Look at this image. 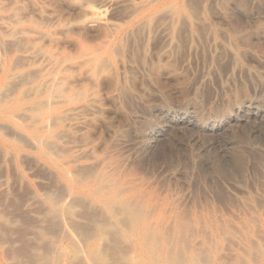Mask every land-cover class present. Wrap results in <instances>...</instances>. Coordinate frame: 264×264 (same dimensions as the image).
<instances>
[{
  "label": "rangeland",
  "instance_id": "374dc122",
  "mask_svg": "<svg viewBox=\"0 0 264 264\" xmlns=\"http://www.w3.org/2000/svg\"><path fill=\"white\" fill-rule=\"evenodd\" d=\"M15 1L0 264H264V0Z\"/></svg>",
  "mask_w": 264,
  "mask_h": 264
},
{
  "label": "bare ground",
  "instance_id": "6f19581e",
  "mask_svg": "<svg viewBox=\"0 0 264 264\" xmlns=\"http://www.w3.org/2000/svg\"><path fill=\"white\" fill-rule=\"evenodd\" d=\"M1 1H4V0H0V5H1ZM10 2V5H11V10H10V12L7 14V15H5V16H0V30H3V31H5V32H7V33H10L9 35H10V37L14 40V42H17L18 41V39H19V36L20 35H22L23 33H24V30L25 29H23V28H21V27H18L19 25H21L22 23H21V13H22V10H23V7L21 6V4H20V2L19 1H15V0H9ZM5 2H6V0H5ZM4 2V3H5ZM110 2V1H109ZM3 3V4H4ZM8 3V2H7ZM6 4V3H5ZM114 5V4H113ZM6 7V6H5ZM4 7V8H5ZM7 8H8V6H7ZM3 9V8H2ZM4 10V9H3ZM6 10V9H5ZM23 14V13H22ZM23 17V16H22ZM24 18V17H23ZM46 18V17H45ZM109 27V26H108ZM25 32H27V31H25ZM43 33V32H42ZM26 33H24V35H25ZM45 35H48V34H45ZM44 37V36H43ZM21 40V39H20ZM24 49V48H23ZM22 49V50H23ZM39 49L40 48H38V50H33L32 49V51H30V52H26L27 50H23V51H21V50H19V54H24V57L27 59V61H28V63L29 64H32V63H34V64H36V63H38V61L39 60H41L42 61V59H45V60H47L48 58L46 57V56H44L43 54H41L40 52H39ZM41 52H42V50H41ZM44 53V52H43ZM21 54V55H22ZM22 57V56H21ZM20 57V58H21ZM51 57H52V55H51ZM24 59V58H23ZM53 59V58H52ZM22 60V59H21ZM54 60V59H53ZM19 61V56H16V60H15V62H14V64L12 65L13 67H12V69L11 70H13V71H16V69H18V65H15V63L17 64V62ZM52 61V60H51ZM26 64H27V62H26ZM42 64V63H41ZM45 64V63H44ZM23 65V64H22ZM43 65V64H42ZM18 66V67H17ZM24 66V65H23ZM48 68V67H47ZM46 68V69H47ZM41 69H42V71H43V69H45V67H41ZM40 69V70H41ZM6 72H7V70H6ZM10 72H12V71H10ZM18 76V75H17ZM15 77V73H10V74H8L7 76H5L4 78H5V80L8 78H14ZM16 78V77H15ZM44 82H45V84H46V87L48 86V84H49V86H51L52 85V83H53V81H54V79H52V78H49V77H45L44 79ZM7 82L5 81V83H4V85L6 84ZM45 84L44 85H40V86H42L43 87V89H41L39 86H37L36 88H32V87H30V88H28V89H26V91L25 92H22V94H21V96H19L17 99L16 98H10V99H5V100H9L8 102H13V104H12V106L11 107H9L8 108V111H6L5 113H8V115L10 116V115H13V114H17L18 116L17 117H19V116H25L26 115V113H27V110H29V109H33V111L35 110V111H39L40 112V108H39V106L41 105H39L38 103H36V102H31L29 105V107H23V101L25 100V98H27L26 97V93H29V92H31V91H34V92H36V94H34L35 96H37L38 97V92H40V94H41V91L42 92H44V89H47V88H44L45 87ZM54 84V83H53ZM56 85V84H55ZM6 87V86H5ZM36 89V90H35ZM41 90V91H39V90ZM53 89V88H52ZM53 91H55V90H52V93H53ZM51 93V92H50ZM55 93H56V91H55ZM31 94V93H30ZM55 95V94H54ZM61 97H63L62 96V94L61 95H56V96H53V98H54V100H56V99H60ZM65 97V96H64ZM63 97V98H64ZM48 100H50V99H48ZM60 101V100H59ZM62 101V100H61ZM88 102V101H87ZM43 103V102H42ZM45 104H47V102H44ZM43 103V104H44ZM42 104V105H43ZM49 104V103H48ZM47 104V105H48ZM52 104V103H51ZM50 105V104H49ZM44 107V106H43ZM46 107V106H45ZM75 109L74 108H71V109H69L68 111H74ZM42 111V110H41ZM64 112V111H63ZM44 113V112H43ZM21 119V118H20ZM15 134H17L15 131H13ZM46 148V147H45ZM118 192V191H117ZM118 194V193H117ZM114 198V197H113ZM178 263V262H177ZM176 264V263H175Z\"/></svg>",
  "mask_w": 264,
  "mask_h": 264
}]
</instances>
